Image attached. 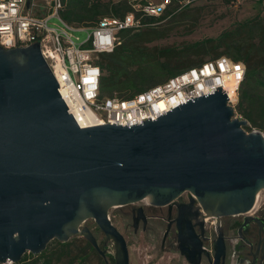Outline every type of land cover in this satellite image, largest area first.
Returning a JSON list of instances; mask_svg holds the SVG:
<instances>
[{
	"label": "water",
	"instance_id": "1",
	"mask_svg": "<svg viewBox=\"0 0 264 264\" xmlns=\"http://www.w3.org/2000/svg\"><path fill=\"white\" fill-rule=\"evenodd\" d=\"M40 41L0 45V264L40 254L57 239H87L115 264H130L110 210L148 200L165 206L189 192L175 219L189 264H225L222 217L250 214L264 190V132L247 131L223 87L191 97L158 118L122 126H81L59 92ZM217 219L213 254L204 219Z\"/></svg>",
	"mask_w": 264,
	"mask_h": 264
},
{
	"label": "built area",
	"instance_id": "2",
	"mask_svg": "<svg viewBox=\"0 0 264 264\" xmlns=\"http://www.w3.org/2000/svg\"><path fill=\"white\" fill-rule=\"evenodd\" d=\"M198 1L126 0L130 10L123 15L104 16L96 26L89 27L62 17L63 0H43L41 4L36 0H0V45L27 47L40 41L41 52L69 111L74 116L78 109L91 112L95 118L93 125L130 126L148 118L154 120L191 97L203 96L220 86L228 93V104L236 112L246 65L228 55L207 59L130 98L101 96L103 69L98 59L100 54L114 52L122 44V31L135 32L153 26L161 18ZM167 10L171 13L166 15ZM82 30L88 32L87 37L78 42L74 33ZM260 202L254 211L264 207L263 198ZM5 264L14 262L8 260Z\"/></svg>",
	"mask_w": 264,
	"mask_h": 264
},
{
	"label": "trees",
	"instance_id": "3",
	"mask_svg": "<svg viewBox=\"0 0 264 264\" xmlns=\"http://www.w3.org/2000/svg\"><path fill=\"white\" fill-rule=\"evenodd\" d=\"M63 2L64 8L61 15L65 20L89 27L96 26L109 10V4L104 5L96 0H63ZM194 5L176 11L166 19L163 17L157 24L147 28H153L170 20ZM110 7L112 10L110 15H123L131 9L126 0H114ZM168 13H171L170 10H167L166 15ZM145 29L135 32L131 30L122 31L121 35L124 38L122 44L114 52L100 54L98 62L103 69L101 96L118 95L119 97L130 98L138 92L164 82L165 80L157 82L156 78L160 76H165L167 80L204 62H196L192 59V56L202 52L193 49L187 50L186 48L178 51L171 46L155 49L153 52L147 51L148 48H144L140 42L152 40V37H145L144 35H149L154 31L148 33L145 32ZM243 32L248 35L244 37ZM216 41L217 46H223L224 50L213 58L228 55L237 61H243L246 65V74L240 86L236 113L240 112L254 124L264 127V95L254 91L256 87L264 88V24L257 18L239 22L235 30L223 33ZM163 57H165V61L161 60ZM133 66H137V68L133 69ZM148 66H151L150 69ZM105 71H108L107 75H105ZM147 80H152L153 85L147 87L145 85ZM117 90L133 92L122 95L118 94ZM257 119L262 120L261 123ZM54 240L61 246H67L70 243V241ZM98 253L100 252L98 251ZM29 255L33 257L32 260L27 258L26 253L20 262L14 264L54 263L53 256L50 255L47 248L40 254L29 253Z\"/></svg>",
	"mask_w": 264,
	"mask_h": 264
},
{
	"label": "rangeland",
	"instance_id": "4",
	"mask_svg": "<svg viewBox=\"0 0 264 264\" xmlns=\"http://www.w3.org/2000/svg\"><path fill=\"white\" fill-rule=\"evenodd\" d=\"M38 4L43 3V0H36ZM106 5L109 4V10L103 16L111 14L110 5L114 0H96ZM102 16V15H101ZM257 18L258 21L264 24V0H200L196 5L187 9L178 16L167 20L153 28L145 29V32L154 33L144 35L152 37V40L140 42L147 51L174 47L178 51L193 49L202 51L198 55L192 56L196 62L205 61L215 57L218 53L224 50L223 46H217V41L223 33L233 31L237 28L239 22ZM87 31H76L75 36L79 37L78 42H82L87 37ZM161 35V36H160ZM248 34L243 32V36ZM165 61V57L161 58ZM149 69L151 66H148ZM137 66H133V69ZM150 73V72H149ZM108 71H105V75ZM150 75V74H149ZM157 82L166 80L165 76H160ZM147 87L153 85L152 80L145 82ZM254 91L257 94L264 95V88L256 87ZM133 91L117 90L118 94L131 93ZM237 117L247 119L249 121L246 126L247 131L261 130L264 132V127L254 124L242 113H236ZM260 123L262 120L257 119ZM264 199V192L262 193ZM145 206L150 204L148 200L143 201ZM260 202L259 204H261ZM115 206L109 213L112 222L125 236L129 251L130 264H189L188 261L178 252L172 251L169 246L162 249L161 239L165 230L163 220L155 219L151 230L143 231L138 229L137 232L131 225L129 218L122 215V211ZM86 225L91 228L94 234L98 237L99 244L102 249H106L107 257L98 253V250L85 238L75 236L70 239L67 246H61L55 240H52L47 249L50 255L53 256V264H115L114 254L115 248L112 243L104 244V233L98 228L94 220L89 219ZM27 258L32 260L33 257L27 253ZM202 264H206L203 262Z\"/></svg>",
	"mask_w": 264,
	"mask_h": 264
},
{
	"label": "flooded vegetation",
	"instance_id": "5",
	"mask_svg": "<svg viewBox=\"0 0 264 264\" xmlns=\"http://www.w3.org/2000/svg\"><path fill=\"white\" fill-rule=\"evenodd\" d=\"M189 198L190 193L185 192L180 200L165 206L151 204L145 206L143 200L138 203L117 206L115 211H118V208H126L120 210L125 218L130 219L135 232L138 229L151 230L155 219L163 220L166 227L162 235L161 247L165 249L169 246L172 251L180 254L175 219L180 208L187 211ZM204 223V247L213 254L214 242L219 234L217 219L213 218L207 223L205 218ZM220 227L223 229L227 245L225 264H264V207L250 214L222 217ZM183 257L185 258V256ZM203 262L210 264L205 257Z\"/></svg>",
	"mask_w": 264,
	"mask_h": 264
},
{
	"label": "bare ground",
	"instance_id": "6",
	"mask_svg": "<svg viewBox=\"0 0 264 264\" xmlns=\"http://www.w3.org/2000/svg\"><path fill=\"white\" fill-rule=\"evenodd\" d=\"M75 117L81 126H90L95 122L94 115L87 110L82 111L78 109Z\"/></svg>",
	"mask_w": 264,
	"mask_h": 264
}]
</instances>
